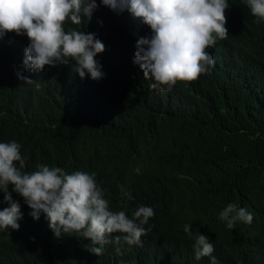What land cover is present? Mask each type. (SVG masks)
Segmentation results:
<instances>
[{
    "label": "trees",
    "instance_id": "1",
    "mask_svg": "<svg viewBox=\"0 0 264 264\" xmlns=\"http://www.w3.org/2000/svg\"><path fill=\"white\" fill-rule=\"evenodd\" d=\"M228 3V38L208 49L214 66L171 91L152 89L133 63L138 36L151 30L104 6L91 21L65 25L105 43L103 79L67 86L52 69L36 96L17 103L0 64V142L21 144L24 171L95 172L112 210L132 218L144 205L155 213L139 245L114 233L97 256L79 233L57 238L41 213L47 231L13 193L24 215L18 232L0 230V264H210L195 259L187 224L211 239L217 264H264V21L256 23L245 0ZM230 203L246 208L252 223L228 229L219 214Z\"/></svg>",
    "mask_w": 264,
    "mask_h": 264
},
{
    "label": "clouds",
    "instance_id": "2",
    "mask_svg": "<svg viewBox=\"0 0 264 264\" xmlns=\"http://www.w3.org/2000/svg\"><path fill=\"white\" fill-rule=\"evenodd\" d=\"M245 2L256 23L264 21V0ZM102 6L117 14L127 12L138 26L151 30L148 36H138L133 63L146 80L153 81L150 87L160 92L208 74L215 64L208 49L229 34L228 0H0V64L7 69L17 103L36 96L52 69L61 71L67 86H73L75 78L84 82L90 77L104 78L98 54L106 51L105 43L96 33L65 28L69 21L73 25L85 18L91 21L96 10L103 14ZM25 35L29 41L21 39L20 46L13 39ZM21 147L15 140L0 142V204L7 205L0 210V230L12 229V234L20 230L18 221L24 214L20 201L13 198L16 193L31 209L29 215L40 219L47 231L49 224L57 238L79 233L91 240L90 251L97 256L113 242L114 233L124 234L128 245H139L141 237L151 231L144 225L155 215L152 207L140 205L132 218L123 210H112L95 172L69 174L48 165L26 172ZM119 187L122 195L132 198L123 185ZM219 218L228 229H234L237 222L253 221V215L235 203L228 204ZM184 232L193 240L196 260L209 257L210 264H217L208 236L193 233L191 224L184 226ZM114 239L119 244L121 237Z\"/></svg>",
    "mask_w": 264,
    "mask_h": 264
},
{
    "label": "bare ground",
    "instance_id": "3",
    "mask_svg": "<svg viewBox=\"0 0 264 264\" xmlns=\"http://www.w3.org/2000/svg\"><path fill=\"white\" fill-rule=\"evenodd\" d=\"M17 235V234H16ZM18 237V236H17Z\"/></svg>",
    "mask_w": 264,
    "mask_h": 264
}]
</instances>
